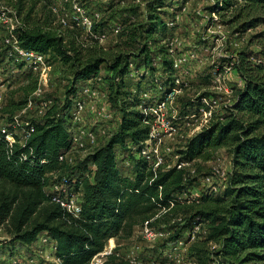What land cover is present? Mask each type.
I'll list each match as a JSON object with an SVG mask.
<instances>
[{
	"label": "trees",
	"instance_id": "16d2710c",
	"mask_svg": "<svg viewBox=\"0 0 264 264\" xmlns=\"http://www.w3.org/2000/svg\"><path fill=\"white\" fill-rule=\"evenodd\" d=\"M143 1L141 18L134 23L125 20L119 33L131 51L97 50L87 59H83L75 38L66 41L50 26L54 19L51 9L45 11L43 25L28 27L22 17L25 28L18 33L21 45L68 65L73 81L59 109L53 104L42 119H31L29 125H24L33 130L23 143L16 136L10 144L0 132V226L10 236L12 247L27 246L38 234L47 232L56 241L55 254L62 264H87L109 238L118 241L131 237L136 226L164 207L169 209L151 225L183 215V223L176 225L170 240L181 238L194 224H201L206 231L203 239L191 242L187 249L196 264L264 262V64L253 61L251 51H238L234 70L242 85L234 91L232 102L177 149L179 161H193L194 165L212 159L219 148L225 147L231 154L232 167L222 192L191 197L189 189L195 175L174 166L154 172L141 155L149 136L145 120L150 117L142 107H147L151 99L142 98L147 89L125 85L129 66L143 67L153 77L154 85V75L161 71L164 76L159 75L158 81L169 80L163 86L165 91L174 86L175 74L172 55L164 43L170 30L166 3ZM211 1L207 11L221 17L232 14L227 20L231 22L251 11L264 10V0ZM8 2L18 16L29 2L25 12L28 18L35 7L33 0ZM261 22L264 16L255 15L241 21L234 30L242 31ZM70 34L76 37L77 33L72 30ZM155 57L158 67L153 63ZM103 64L105 75L111 78V101L119 111V122L101 146L74 165H67L58 156L70 146L65 115L74 102L72 97L77 95L75 84L100 75ZM11 115L9 112V119ZM119 156L128 160L126 173L119 166ZM54 175L75 179L74 188L82 193L78 217L69 215L46 195L45 187ZM183 192L187 196L177 198ZM209 242L217 249H209ZM108 263L129 264L115 255Z\"/></svg>",
	"mask_w": 264,
	"mask_h": 264
},
{
	"label": "rangeland",
	"instance_id": "374dc122",
	"mask_svg": "<svg viewBox=\"0 0 264 264\" xmlns=\"http://www.w3.org/2000/svg\"><path fill=\"white\" fill-rule=\"evenodd\" d=\"M14 0H3V3L13 10L11 2ZM31 1V0H29ZM35 7L30 17L25 13L28 9L29 2L25 5V10L21 13L26 26L33 24L43 25L46 16L45 11L54 7L57 13H66L68 18L77 16L73 12L72 2L74 0H51L44 2L42 0H33ZM78 5L85 9L90 16L94 11L104 12L102 25H98L95 34L91 36L84 28H79L76 31V37L70 34L68 28L59 26L55 23V13L53 12L50 26L53 29L61 31L68 41L75 38L77 45L80 46L83 59H87L90 55H95L97 50L113 51L127 50L128 47L124 44V40L119 37L120 31L124 27V21L134 23L141 18V13H144V2H135V0H75ZM166 3L165 10L168 11V19L172 20L173 24L170 30H167V38L164 40L165 46L170 47L174 56L187 57V61L183 65L181 73L183 75V86L179 94L174 98L172 108L167 112V119H171V115H175L172 119L173 123L179 129L171 135H166L160 145L161 153L164 156L165 164H172L176 160L177 149L185 145L186 140L192 135L195 125H183L186 114L196 111L200 98L213 94L212 79L217 71L222 69V66L235 58L238 51L245 49L253 53L251 58L255 62L264 64V22L257 24L254 27L245 30L235 31L234 28L243 20L249 19L252 16H264V10L251 11L249 15H244L237 21H227L232 18V14L226 13L223 17L218 13H209L206 9L212 3L211 0H164ZM46 5V6H45ZM51 5V6H50ZM131 8H135L131 11ZM54 21V23H53ZM46 27V26H45ZM118 27L116 32L114 29ZM47 28V27H46ZM3 34L0 25V35ZM104 34L103 38L100 36ZM95 35V37H94ZM196 55V58L191 59L190 54ZM138 62V61H136ZM0 68L2 70L3 79L5 81L4 100L0 109V124H10L8 116L9 112L13 113L12 117L16 116L19 119L20 125L12 127L14 133L22 138L26 132L24 125L29 123L31 119H42L45 112L57 105L59 109L63 104L66 94L72 86L73 76L68 65L62 64L60 61L53 60L47 57L46 62V83L43 85L40 95L34 94V87L37 85L38 74L33 73L27 67H22L12 63L11 61L0 55ZM105 64L101 66V80L92 83L99 95L98 106L94 110H86L81 114L80 125L85 128H91L97 135V142L93 146H87L84 149L74 153L76 160L83 159L87 154L92 152L97 147L101 146L104 141L113 132L120 119L118 109L111 101L112 92L110 85L112 82L109 75H105ZM145 74L146 77L141 78ZM164 76L161 71L155 73V77ZM143 79V80H142ZM153 77L149 75L143 67H135V64L130 66V71L124 79V83L128 88L141 87L147 89L149 97H160L161 90L152 83ZM165 86L169 84V80L163 78ZM86 84L85 81L77 82L75 88L77 95L79 89ZM226 84L232 90L229 94L222 95L220 106L216 108V114L223 110L224 106L232 102L234 91L242 85V80L238 73L232 69L226 75ZM76 95V97H77ZM75 97V96H74ZM72 97L73 101L75 99ZM25 99L32 100L29 107L24 103ZM72 103V105L74 104ZM39 111H43L40 113ZM100 112L101 114H97ZM103 131V132H102ZM119 166L127 171L128 160L119 156ZM231 154L230 151L223 147L215 151L212 159L207 161H197L195 168V181L189 189L191 197L197 198L203 194L213 196L220 194L226 185L227 175L231 170ZM217 170L214 175L212 184L208 185L202 181V175L210 174ZM213 186L216 188L213 189ZM181 214L171 217L168 222L160 220L155 223V228L164 233L163 237L157 238L154 241H148L143 237L140 231V225L136 226L131 237L127 239H119L117 242L121 244L119 247L120 261L129 263L126 258L128 256H136L139 264H160L166 259L161 248L170 241L169 237L173 235V231L177 228L176 225L183 223ZM179 227V226H178ZM187 231L182 233L183 239L187 238ZM206 231L201 228L195 233L191 242L201 240L205 237ZM10 236L6 233L4 227L0 229V239L3 241V253H0V261L2 254L6 256V251L10 249L7 243ZM8 244V245H7ZM16 244V243H15ZM6 245V246H5ZM20 248L26 250L25 246ZM209 249L214 248L215 243H208ZM217 249V248H216ZM2 250V251H3ZM188 256V255H187ZM189 257V256H188ZM187 263V259H184ZM183 261H180L179 264ZM130 264V263H129ZM177 264V263H175ZM249 264H264V262H253Z\"/></svg>",
	"mask_w": 264,
	"mask_h": 264
},
{
	"label": "built area",
	"instance_id": "2783aa9c",
	"mask_svg": "<svg viewBox=\"0 0 264 264\" xmlns=\"http://www.w3.org/2000/svg\"><path fill=\"white\" fill-rule=\"evenodd\" d=\"M42 1L46 3L51 2V0ZM136 1L140 3L143 0H135V2ZM72 9L73 12L77 13V16L68 18L66 13H57L54 7L51 6V10L55 13L56 17L54 19L55 23H57L59 26L68 28L67 30L74 31L79 28H84L88 34L93 36V34H95L94 31H96L99 23L103 21L104 12L99 10L94 11L89 16L85 9L78 5L75 0L72 2ZM172 24V20H167L168 26H171ZM0 25L3 31V34L0 35V55H3L5 59L11 61L12 63L21 65L22 67H27L31 72L38 74L37 85L34 90V94L40 95L43 85L46 83L45 70L47 56L43 53L28 49L21 45L18 33L25 28L22 16H18L14 8L12 10L7 7L3 3V0H0ZM114 30L117 32L118 27H116ZM59 32L62 33L61 31ZM104 36L105 35L102 34L100 38H103ZM167 49L172 55L173 68L175 69L173 79L174 86L165 91L163 85L160 84L157 77L155 79V85L159 88V91L161 90V95L160 97L153 96L146 98L151 99V103L147 107H142L144 112L149 114L150 117L145 120V123L149 128V136L145 141V147L141 151V155L147 160L154 172L158 169H168L174 166L177 169H185L189 174L195 175L196 171L193 161H179L178 155L176 154L177 158L172 164H165L164 156L160 150V145L163 142L164 137L166 135H171L179 129V125L176 126L172 121V119L175 118V115H171V119H167V112L170 108H172V103L174 102L175 96L182 90L184 81L181 70L187 61V57H176L174 56L170 47H167ZM196 57L197 56L193 53L190 54L191 59ZM153 61L154 65L158 67V57H155ZM234 62L235 59L226 62L222 66V69L215 73L212 79L213 94L201 97L196 111L185 115L184 119H186V121L183 123V125H195L192 135L209 124L210 120L216 114V108L220 106L219 104L220 100L222 99V95L232 92V90L226 84V75L232 69H234ZM131 65L132 64H130V66ZM100 80L101 75H98L94 79L86 80V84H84L79 89L74 104L71 106L69 112L65 115V120L70 131V146L58 156L59 161L62 163L74 165L78 161L75 159L74 153L78 150L86 148L87 146H93L97 142L96 133L91 128H85L79 123L81 122V114L83 112L86 110H94L95 107L98 106L99 93L96 88L92 86V83ZM4 89L5 81L0 68V109L3 105ZM144 95H147V91L142 93L143 99ZM31 103L32 100H27L26 107H29ZM39 112L43 113V111ZM97 114L101 113L98 112ZM18 125H20V122L16 116H11L9 125H7V123L3 125L0 124V132L5 134V137L10 144L15 141L16 136L18 137V135L14 133L12 127H16ZM26 125H29V123ZM32 130V126H30L29 129H26L24 136L22 138L18 137L19 141L23 143L30 135ZM93 168V166L90 167L92 170ZM216 173L217 170L211 172L210 174L202 175V181L208 185H211L213 177ZM74 182L75 179H71L67 175H62L59 178L54 175L48 185L45 187V192L51 202L58 204L69 215L78 217L81 213L82 193L81 191L74 188ZM215 188L216 187L213 186V189ZM186 196V192L177 194V198L179 199L185 198ZM172 205L173 203H170V207ZM168 209L163 207L151 218L144 221V223L140 225L141 234L145 239L148 241H154L157 238L164 236V233L156 229L155 226L151 225V222H153L156 217L160 216ZM2 227L3 226H0V229ZM200 229L201 224H194L190 230H187V236L189 238L188 240L178 238L167 241L166 244L161 248L166 259L160 264H179L180 261H183L182 263L184 264H196V261L193 257L187 256V249L188 242L193 240L195 233L199 232ZM3 246L4 243L0 239V253L4 252L2 249ZM9 247L10 249L5 250L6 256H3L2 254L0 264H62L60 258H58L55 254L56 241L47 232L38 234L36 239L31 244L25 246L27 248L26 250L20 248V246L12 247L9 245ZM118 247H120V243H118L115 238H109L103 250L95 254L87 264H109L108 259L110 256L115 255L116 257H121ZM216 247L217 245L214 248ZM185 258L187 259V263L184 261ZM126 260L130 264H139L136 256L130 255L126 258Z\"/></svg>",
	"mask_w": 264,
	"mask_h": 264
},
{
	"label": "crops",
	"instance_id": "0c3cea01",
	"mask_svg": "<svg viewBox=\"0 0 264 264\" xmlns=\"http://www.w3.org/2000/svg\"><path fill=\"white\" fill-rule=\"evenodd\" d=\"M120 246H121V244H120ZM118 249H119V247H118Z\"/></svg>",
	"mask_w": 264,
	"mask_h": 264
}]
</instances>
